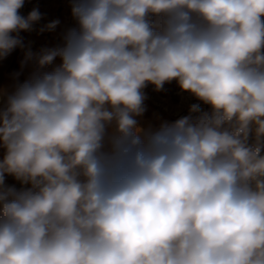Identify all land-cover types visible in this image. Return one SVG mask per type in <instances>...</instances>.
<instances>
[{"label":"clouds","instance_id":"obj_1","mask_svg":"<svg viewBox=\"0 0 264 264\" xmlns=\"http://www.w3.org/2000/svg\"><path fill=\"white\" fill-rule=\"evenodd\" d=\"M24 2L0 0V59L41 19ZM72 15L62 47L26 53L61 63L0 108V264H264V0ZM173 80L210 111L142 128L143 89Z\"/></svg>","mask_w":264,"mask_h":264},{"label":"rangeland","instance_id":"obj_2","mask_svg":"<svg viewBox=\"0 0 264 264\" xmlns=\"http://www.w3.org/2000/svg\"><path fill=\"white\" fill-rule=\"evenodd\" d=\"M34 2L36 3V8L33 9L39 10L41 19L32 25L31 30L20 31L18 33V36H22V39L27 42L23 43L22 46L15 48L7 57L2 58L4 60L1 59L0 61V108L6 106L7 97L13 94L20 84L29 80L33 76V72H50L61 63L59 57H57L52 65L43 69L38 68L36 62L32 67H29L30 65L27 63L24 55L29 51L31 53H33L32 51H38L40 53L42 50L41 47L49 42L51 38L55 41V45H52L51 49L63 46L64 43L62 40L68 32V28L63 29L65 32L55 37L51 36V31H41V29L44 28L45 25L55 21L52 20L48 22L46 17L49 15H52L54 19H57L59 25L61 24V27H63L64 24H68L71 20V14L68 13L67 10L72 9L74 0H70L64 6L57 0H50L49 3L55 8L60 9V11L47 13H42V6L44 4L42 0H34ZM27 16L28 14L23 15L22 17L26 18ZM33 27L35 28L33 29ZM13 34L15 35L16 33ZM39 45L42 46L40 47ZM21 52L23 53L21 54ZM14 53L17 55H14ZM5 59H9V61H5ZM11 62L14 68L17 66H20V68L17 67V69L11 70ZM143 92L146 97L144 101L145 112L141 117H137V119L139 125L144 129H156L163 123H172L183 116L189 115V109L193 104H199L202 112L210 111L209 105L199 101L189 92L182 91L175 80L165 83L163 89L159 91H157L153 85L148 84V86L143 89ZM4 152L5 150L0 147V160L3 159ZM5 183L8 186H14L17 189L22 187L12 176H6Z\"/></svg>","mask_w":264,"mask_h":264},{"label":"bare ground","instance_id":"obj_3","mask_svg":"<svg viewBox=\"0 0 264 264\" xmlns=\"http://www.w3.org/2000/svg\"><path fill=\"white\" fill-rule=\"evenodd\" d=\"M49 1L50 0H42V2L44 3L43 4V6H42V13H47V12H54V11H60V9H58V8H55L54 6H52L50 3H49ZM57 1H59V2H61L62 3V5L64 6V5H66L70 0H57ZM71 3V2H70ZM33 8H36V3L34 2V0H25V2H24V5H23V7L21 8V9H19L18 10V13L20 14V15H29V13L32 11V9ZM67 12L68 13H70L71 15H70V21H69V23L68 24H64L63 25V27H61L60 25H59V23L57 24V26L53 29V30H51V36L52 37H55V36H58V35H61L62 33H64L65 31H63V29H67L68 28V31L70 30V29H74V28H78V24H77V21L75 20V18L73 17V15H72V9L71 10H67ZM47 18V21L48 22H50V21H52V20H55V21H57V19H54L53 18V16L52 15H49V16H47L46 17ZM35 27H33V29H34ZM39 29V28H38ZM14 35V34H13ZM16 35V34H15ZM20 36V35H19ZM20 39H21V41H22V45H23V43H26L23 39H22V36L21 37H19ZM63 41V43H64V39L62 40ZM55 41H54V39H52L51 38V40L49 41V42H47L46 44H44V46H40L41 47V49L43 50V49H51V47H52V45H55V43H54ZM33 52V55L35 56L36 54H39V52L38 51H32ZM23 52H21V54H22ZM14 55H17V54H15L14 53ZM14 55H12V56H14ZM25 57H26V54L24 55ZM2 60H4V59H2ZM27 60V63H29V67H32L33 66V64L35 63V59H26ZM0 61H1V59H0ZM5 61H9V59H5ZM11 65V70L12 69H17V67L18 68H20V66H17V67H15L14 68V66H12V62L10 63ZM0 67H1V65H0ZM30 69V68H29ZM34 74H36L35 72H33V75ZM0 81H1V78H0ZM1 85V84H0ZM1 102V101H0Z\"/></svg>","mask_w":264,"mask_h":264}]
</instances>
